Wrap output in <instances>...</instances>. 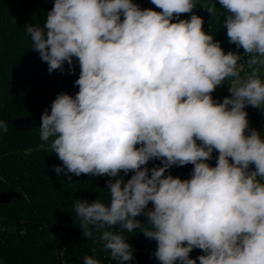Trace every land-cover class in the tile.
<instances>
[{"label": "clouds", "instance_id": "9594fccd", "mask_svg": "<svg viewBox=\"0 0 264 264\" xmlns=\"http://www.w3.org/2000/svg\"><path fill=\"white\" fill-rule=\"evenodd\" d=\"M150 2L161 11L54 0L42 26L24 25L49 73L67 63L74 74L73 58L80 67L78 92L57 94L42 113L40 147L62 162L57 175L109 177L107 203L73 204L83 237L98 234L111 260H133L124 233L138 230L157 243L160 264H264V136L245 111L264 110V0H219L223 13L214 0L200 7L223 14L243 55L204 30L196 0ZM229 79L230 95L214 99ZM188 164L189 179L168 172ZM194 249L204 254L193 259Z\"/></svg>", "mask_w": 264, "mask_h": 264}, {"label": "trees", "instance_id": "16d2710c", "mask_svg": "<svg viewBox=\"0 0 264 264\" xmlns=\"http://www.w3.org/2000/svg\"><path fill=\"white\" fill-rule=\"evenodd\" d=\"M142 9L156 8L150 0H133ZM204 5L208 0H198ZM216 7L223 9L219 0ZM54 0H0V120L7 124V132L0 131V193L14 192L18 198L0 204V264H84L85 256H94L101 264H119L110 259V253L96 242L98 234L84 238L80 229V219L75 212L73 201L96 199L107 203L110 194L106 189L107 176L81 174L64 175L54 171L53 166L62 162L51 150L40 147L41 116L45 109L50 112L51 103L59 93L75 95L78 86L80 67L73 58L74 74L65 63L64 70L49 73L48 65L42 62L39 54L32 51L30 37L25 24H40L53 7ZM123 18V17H122ZM182 14L180 19H188ZM205 19L210 31L222 48L233 51L235 44L229 43L226 29L223 28V14L215 17L205 11ZM176 22V21H173ZM226 85L217 88L214 99L222 100L219 93ZM250 106L245 111L248 112ZM30 118L28 129L18 132L12 127V120ZM217 152L208 161L215 166ZM160 165L159 160L150 161L149 169ZM194 165L171 167L168 172L181 179H189ZM254 169V165L251 166ZM127 176L121 172L125 181ZM149 207H152L151 203ZM137 219L145 221L144 216ZM127 242L133 248V260L124 264H139L147 258L142 246L148 240L139 231L125 232ZM157 248V243L154 240ZM96 251L93 252L92 249ZM204 254L194 249L190 257L196 259ZM158 264L160 262L158 261ZM197 264L199 261L197 260Z\"/></svg>", "mask_w": 264, "mask_h": 264}, {"label": "built area", "instance_id": "2783aa9c", "mask_svg": "<svg viewBox=\"0 0 264 264\" xmlns=\"http://www.w3.org/2000/svg\"><path fill=\"white\" fill-rule=\"evenodd\" d=\"M197 8H195L193 11L195 14L201 16L204 19V25L203 28L206 32L210 31V25H208L206 19H205V10L203 8H200L202 5L199 4L198 0H196ZM224 51L227 53L228 51H233L228 48H223ZM236 52V51H233ZM241 55H243V51L239 52ZM229 86H231V80H228L227 83ZM227 85V88H228ZM248 120L250 122V127L255 128L258 130L262 136H264V110L261 109H255L250 106V109L248 110ZM142 252L144 255L147 256V258H143L139 264H158V260L155 258L154 253L156 250V245L153 241L148 240L146 243L142 246Z\"/></svg>", "mask_w": 264, "mask_h": 264}, {"label": "water", "instance_id": "95a60500", "mask_svg": "<svg viewBox=\"0 0 264 264\" xmlns=\"http://www.w3.org/2000/svg\"><path fill=\"white\" fill-rule=\"evenodd\" d=\"M30 123H31L30 118H26V119L25 118H16V119H13L11 122L12 127L18 132H21V131L28 129L30 126ZM12 198H18V195L14 192H2V193H0V204L9 203V201Z\"/></svg>", "mask_w": 264, "mask_h": 264}, {"label": "rangeland", "instance_id": "374dc122", "mask_svg": "<svg viewBox=\"0 0 264 264\" xmlns=\"http://www.w3.org/2000/svg\"><path fill=\"white\" fill-rule=\"evenodd\" d=\"M229 95H230V93L228 91V88H226V90H223L219 93V96L222 98H224L225 96H229Z\"/></svg>", "mask_w": 264, "mask_h": 264}]
</instances>
